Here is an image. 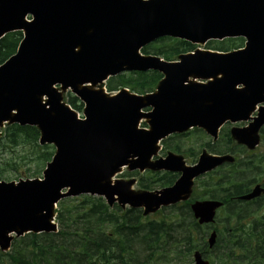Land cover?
Listing matches in <instances>:
<instances>
[{
	"label": "water",
	"instance_id": "obj_1",
	"mask_svg": "<svg viewBox=\"0 0 264 264\" xmlns=\"http://www.w3.org/2000/svg\"><path fill=\"white\" fill-rule=\"evenodd\" d=\"M18 31L16 54L0 66V128L35 127L39 144L53 145L55 153L42 181H0L2 251L13 235L56 232L54 210L63 198L102 196L147 215L185 201L194 178L230 160L202 154L186 167L168 154L152 162L170 135L199 128L216 139L223 125L248 121L263 104L247 128L231 129L236 142L257 143L264 124V0H0V40ZM160 37L194 45L242 37L246 44L229 53L196 50L175 63L139 54ZM148 70L164 77L153 94L108 96L102 88L109 77ZM68 90L84 103V121L63 102ZM142 120L149 130L138 128ZM122 168L180 178L160 192H134L133 180H112ZM221 205L196 202L191 211L208 224ZM214 243L212 233L209 247ZM195 264L209 263L196 253Z\"/></svg>",
	"mask_w": 264,
	"mask_h": 264
},
{
	"label": "trees",
	"instance_id": "obj_2",
	"mask_svg": "<svg viewBox=\"0 0 264 264\" xmlns=\"http://www.w3.org/2000/svg\"><path fill=\"white\" fill-rule=\"evenodd\" d=\"M20 40L21 33L18 32L8 34L0 41V65L15 53ZM218 45L214 50L229 51L240 48L242 40H225ZM192 50L193 46L187 42L164 38L143 48L142 53L173 61L178 55ZM161 78L156 72L122 74L110 79L106 87L108 92L122 87L142 95L153 92ZM65 99L73 110L81 111L82 105L75 97L68 94ZM38 140L36 128L18 125L5 128L0 138L1 180H12L15 174L14 179L40 176L53 155V148L39 146ZM181 148L179 141L168 146L175 152H180ZM7 153L13 157H7ZM183 153L193 158L195 148H188ZM25 166L29 167L23 169ZM174 179L172 174L155 176L151 181L140 182L139 186L143 189L166 186ZM212 185L216 188L221 182ZM244 188L227 189L219 199L227 203ZM234 206L228 205L231 219L237 216ZM56 222L57 234H29L15 240L8 253H0V264H160L177 258L180 264H185L195 250L201 249L208 254L203 248L204 237L200 235L203 229L193 219L188 204L172 207L160 220L148 221L139 211H122L116 206L110 209L100 198L81 196L58 204ZM228 230H233L228 224L224 230H217L219 237L226 239H219L220 243L213 250L217 264H237V242L233 239V231L229 233ZM258 254L264 255V245Z\"/></svg>",
	"mask_w": 264,
	"mask_h": 264
},
{
	"label": "flooded vegetation",
	"instance_id": "obj_3",
	"mask_svg": "<svg viewBox=\"0 0 264 264\" xmlns=\"http://www.w3.org/2000/svg\"><path fill=\"white\" fill-rule=\"evenodd\" d=\"M237 126H242L238 124ZM259 144L252 150H248L241 145L233 146V154H237V164L235 166L234 175L237 177V189L242 186L247 187V192L239 195H244L250 192L255 186H260L263 189V194L252 201L238 202L237 208L239 213H245L250 210L251 213L260 214L264 210V126L259 130ZM243 180H246L244 183ZM263 220V219H262ZM263 221H254L253 229H257V236H254L253 250L258 255V250L264 245V225ZM258 238H262L260 241ZM257 241V243H256ZM261 257H264L261 256Z\"/></svg>",
	"mask_w": 264,
	"mask_h": 264
},
{
	"label": "rangeland",
	"instance_id": "obj_4",
	"mask_svg": "<svg viewBox=\"0 0 264 264\" xmlns=\"http://www.w3.org/2000/svg\"><path fill=\"white\" fill-rule=\"evenodd\" d=\"M217 46V43L216 42H209V43H207V44H205V45H202V46H196V49H200V50H210V48H214V47H216ZM113 92H111L110 94H112ZM64 96H65V93H64ZM80 116H81V113L79 114ZM143 123H141V127L143 126L142 125ZM230 127H227V128H225V129H229ZM224 129V131H226ZM3 133V129L1 128L0 129V134H2ZM207 139H202L201 141H199V139L197 138V136L196 135H194V136H191V137H189V138H187V139H184V140H180V143H181V147L182 148H184V149H187L188 147H193V148H195V150H198V154L199 153H201L202 151H205V152H207L208 150H209V148H210V146H208V145H202L201 143H207ZM163 147V146H162ZM208 153V152H207ZM6 156L7 157H9V158H12L13 157V155H11V154H9V153H7L6 154ZM158 156H160V157H163V155L161 154V152H159V154H158ZM6 158V157H5ZM234 159H235V161H237V156H235L234 157ZM186 161V164H188V165H191L192 164V162L190 161V160H185ZM29 166H25V167H23V169H27ZM226 168H224V169H222V170H218L217 172H216V174H213V175H211V177H213V178H211V177H207V178H202L201 179V181H205L206 182V180H212V181H210L209 180V189L211 190V189H213V185L212 184H210V183H214L215 185H216V181H215V178H217L218 176H220V175H223L224 173H225V170ZM15 176H16V174L12 177L13 178V180L12 181H16V179H14L15 178ZM120 178H127V177H125V176H122V177H120ZM20 179H24V178H21L20 177ZM237 178H235V179H233V183L235 182V180H236ZM223 183H225V182H223ZM222 183V184H223ZM231 185L232 184H227V185H225L224 187H223V189L221 190V189H215L214 191H211V195H210V193L207 195V198H209V197H213V196H215L216 198H219V197H221V196H223L224 194H222V191H224V190H227V189H230L231 188ZM133 189L135 190V191H138V188L136 187V186H134L133 187ZM193 189H195V185L193 186ZM219 213V212H218ZM221 215H222V213H221ZM150 217H153V216H150ZM157 219H159L160 218V216H158V217H156ZM219 217H217V219H218ZM218 226V225H217ZM212 228H214V227H212ZM208 231H209V229H208ZM203 234H206V231H204L203 232ZM207 237H205V239H206ZM208 256L209 257H212V256H214L215 257V255H213L212 253H210V254H208ZM160 264H178V263H174V262H172V263H169V261H166V262H162V263H160ZM190 264H192V263H190Z\"/></svg>",
	"mask_w": 264,
	"mask_h": 264
}]
</instances>
